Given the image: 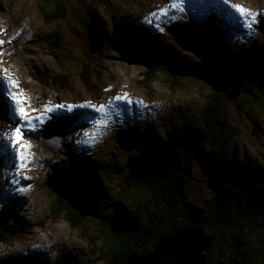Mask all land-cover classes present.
<instances>
[{
	"label": "rangeland",
	"instance_id": "rangeland-1",
	"mask_svg": "<svg viewBox=\"0 0 264 264\" xmlns=\"http://www.w3.org/2000/svg\"><path fill=\"white\" fill-rule=\"evenodd\" d=\"M224 1L231 8L221 0H64L69 15L51 24L42 13L46 0H0V227L10 238L0 242V264H108V251L98 239L102 220L112 213L118 197L128 157L143 138L174 129L173 121H197L212 94L211 85L172 66H165L166 71L146 86L147 66L126 59L128 48L122 43L132 28H146L165 43L166 50L173 48L192 65L206 63L215 71L228 57L240 58L257 50L260 54L254 61L264 64V0ZM89 13L105 41L91 54L92 75L86 85L81 74L88 61L86 53L92 50L85 16ZM210 26L217 39L201 58L178 34ZM57 28L64 33L60 57L47 42ZM9 46L14 47L12 51ZM61 73L72 80V88L63 93L38 78L52 82ZM245 86L236 99L240 103L228 99L219 113L220 147L208 144L207 149L220 150L224 166L251 173L241 179L223 173L217 180L222 188L232 186L245 193L238 233L246 240L244 248L255 250L250 264H264V228L249 199L258 203L264 199V73ZM59 115L79 122L65 131L63 147L55 152L44 140ZM71 156L111 174L100 175L101 183L89 202L97 213L84 218L81 227L72 226L64 216L55 220L51 215L57 200L52 181L67 172ZM213 188L207 164L196 159L187 186L191 209L210 203ZM234 238L218 234L211 262L217 261L218 249L226 250L222 261L229 258L243 264L250 259L232 248Z\"/></svg>",
	"mask_w": 264,
	"mask_h": 264
},
{
	"label": "trees",
	"instance_id": "trees-1",
	"mask_svg": "<svg viewBox=\"0 0 264 264\" xmlns=\"http://www.w3.org/2000/svg\"><path fill=\"white\" fill-rule=\"evenodd\" d=\"M46 3H42L44 9L42 13L45 15L46 22L58 23L69 15L64 0H46ZM90 14L85 16L90 24L87 32L92 50L86 53L88 61L85 62V71L81 74L86 85L92 75L91 54H96L99 44L105 41L103 33L97 27L94 15ZM191 32L182 31L181 34L179 33L180 38L183 39L182 36H185L187 41H200L208 51L212 49V44L217 39L212 26L203 28L202 31L192 29ZM128 37L123 43L121 42L123 47L128 48L126 59L144 63L147 66L146 86L155 81L159 73L166 71L165 66H172L179 73L211 85L212 94L208 97L207 104L197 121H173L174 129H169L164 135L159 133L152 139L143 138L137 151L128 157L125 176L118 187V197L113 200L112 213L102 220V234L98 239L103 241L108 251V264H129L141 254L151 252L162 236L177 231L189 221H196L213 236L215 242H219L218 234L227 237L235 236L231 242L232 248H235L242 258L249 256L250 259H244L243 264H250V261L255 258L252 254L255 250L244 248L246 240L242 239V234L238 233L245 193L241 188L232 186L222 188L217 179L223 173L237 179L249 178L251 173L240 167L224 166L220 160V150L219 153H215L212 150L209 151L207 146L209 144L220 147L218 118L222 106L229 99L228 95L245 90L247 88L245 85L251 82L254 76L264 73V64L254 61V58L259 57L260 52L258 50L255 54L244 52L245 56L240 58L228 57L222 61L219 70L213 71L206 63L192 65L188 60L181 59L172 50L173 48L166 50L165 43L157 36L152 37L151 32L145 28H133ZM112 40L114 39L108 38L109 42ZM47 42L53 54L60 57V50L65 45L64 33L57 28L47 37ZM13 48L10 46L9 50L12 51ZM209 54L212 58V52ZM33 76L47 85H52L58 93L72 88L71 76L64 73L55 76L52 82L41 77L37 78L35 74ZM247 100L252 103L250 99ZM235 102L239 104L240 99ZM78 121V118L70 120L59 117L53 125L68 130L77 126ZM196 159L203 160L207 164L211 186L214 187L215 192L214 199L200 210H192L187 201V186L192 178V164ZM68 162L67 172L52 181V184L56 185L53 193L56 194L57 200L51 206V215L55 220L64 216L72 226L81 227L85 217L67 204L62 195L63 191L71 183L85 184L91 192L92 199V191L101 183L100 175L111 177V174L106 169L76 156H71ZM249 199L257 220L261 221L264 228V199L261 203L251 196ZM9 239L7 232L0 227V242H8ZM90 240L95 242L93 238ZM214 248L215 246L206 253V256L209 255V258L207 256L209 264H238L236 259L228 258L222 261L227 253L226 250L220 249H218L217 261L211 262L210 255ZM242 250L249 252L243 255Z\"/></svg>",
	"mask_w": 264,
	"mask_h": 264
},
{
	"label": "water",
	"instance_id": "water-1",
	"mask_svg": "<svg viewBox=\"0 0 264 264\" xmlns=\"http://www.w3.org/2000/svg\"><path fill=\"white\" fill-rule=\"evenodd\" d=\"M189 43L197 49L199 55H205L204 45L199 42ZM240 95V91L232 92L228 98L236 100ZM64 136L63 129L55 127L51 129L47 134L48 147L59 152L63 146ZM75 188H79L80 192ZM62 195L67 204L83 217L96 215L95 209L89 205L90 196L87 185L73 183ZM214 243L215 240L211 234L207 233L196 221H189L177 231L162 236L151 252L141 254L129 264H209L206 252L214 247Z\"/></svg>",
	"mask_w": 264,
	"mask_h": 264
},
{
	"label": "bare ground",
	"instance_id": "bare-ground-1",
	"mask_svg": "<svg viewBox=\"0 0 264 264\" xmlns=\"http://www.w3.org/2000/svg\"><path fill=\"white\" fill-rule=\"evenodd\" d=\"M193 1H198V0H193ZM215 1H216V0H215ZM221 1H223V2L226 4V1H224V0H221ZM226 6H229V7L231 8L232 5L229 4V3L227 2ZM0 103H1V102H0ZM66 118L69 119V118H71V117H69V116L66 115ZM70 120H72V119H70ZM87 187H88V186H87Z\"/></svg>",
	"mask_w": 264,
	"mask_h": 264
}]
</instances>
